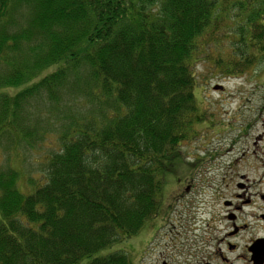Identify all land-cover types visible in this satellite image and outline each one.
<instances>
[{
  "label": "trees",
  "instance_id": "16d2710c",
  "mask_svg": "<svg viewBox=\"0 0 264 264\" xmlns=\"http://www.w3.org/2000/svg\"><path fill=\"white\" fill-rule=\"evenodd\" d=\"M204 57L227 77L264 63V0H0V136L15 157L50 134L57 147L30 190L0 168V264L136 263L95 255L171 213L184 180H166L211 126L194 96ZM35 98L56 129L25 128Z\"/></svg>",
  "mask_w": 264,
  "mask_h": 264
},
{
  "label": "rangeland",
  "instance_id": "374dc122",
  "mask_svg": "<svg viewBox=\"0 0 264 264\" xmlns=\"http://www.w3.org/2000/svg\"><path fill=\"white\" fill-rule=\"evenodd\" d=\"M237 11L238 8H234L232 14H238ZM214 49L213 46V52ZM194 71L198 81L194 96L197 105L203 110V124L211 126H204L205 129L196 138L184 143L181 148L183 159L175 163L172 175L166 180L167 185L176 180H184L182 187H189V191L181 198L172 201L170 208L173 214L182 215L184 219L199 218L207 202L214 203L216 187L222 189L219 191L222 198H228L233 184L244 181L240 176L246 177L251 183H257L261 178L264 181V63L256 64L240 76L227 77L218 71L213 61L204 57L198 60ZM216 86H221L222 89L215 90ZM8 92H13V89ZM76 101L82 102L81 99ZM49 105L46 99H33L26 108L25 128L35 126V118L38 120L47 116L53 124L52 128L56 129V118L47 112ZM89 109V105L80 107L79 113L86 114ZM76 114L78 115L77 112ZM40 125L43 127L42 123ZM54 139L50 134L48 138L45 137L42 141L40 139L41 142L45 141L43 145L38 144L39 141L36 148L34 146L32 149L22 143L18 148L19 156L15 157L6 146V136H0V168L9 166L20 171L22 179L19 184L24 187V191L30 190L33 180L35 184L44 182L43 159L57 148ZM197 164L199 167L194 171ZM208 186L213 191L208 190ZM178 192L183 194L182 189L178 188ZM220 212L224 214L226 210ZM215 213L217 214L213 212L212 215ZM204 215L203 217H208L207 214ZM168 227L169 225L165 226L160 235L169 230ZM159 239L161 241V238L156 241ZM134 240L135 238L114 243L95 257L125 251L136 260V254L141 253L143 245L139 246ZM154 245V242L148 245L142 264H150L152 261L149 253H152Z\"/></svg>",
  "mask_w": 264,
  "mask_h": 264
},
{
  "label": "flooded vegetation",
  "instance_id": "af4514ba",
  "mask_svg": "<svg viewBox=\"0 0 264 264\" xmlns=\"http://www.w3.org/2000/svg\"><path fill=\"white\" fill-rule=\"evenodd\" d=\"M240 178L244 181L233 184L228 198H222V189L216 187L214 203L208 201L199 218L184 219L171 212L151 221L134 237L136 244L143 245L135 264L143 263L152 242L156 245L149 253L150 264H264V181L251 183ZM181 189L183 194L178 192L175 200L189 191V187ZM208 190L213 191L210 186ZM167 225L169 230L160 235Z\"/></svg>",
  "mask_w": 264,
  "mask_h": 264
},
{
  "label": "water",
  "instance_id": "95a60500",
  "mask_svg": "<svg viewBox=\"0 0 264 264\" xmlns=\"http://www.w3.org/2000/svg\"><path fill=\"white\" fill-rule=\"evenodd\" d=\"M214 89H215V90H221L222 87H221V86H216Z\"/></svg>",
  "mask_w": 264,
  "mask_h": 264
}]
</instances>
